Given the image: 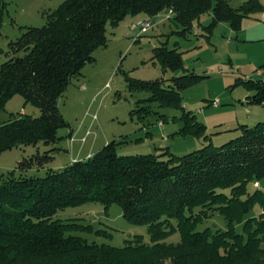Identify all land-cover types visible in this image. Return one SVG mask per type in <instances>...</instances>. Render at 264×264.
<instances>
[{
    "label": "trees",
    "instance_id": "trees-1",
    "mask_svg": "<svg viewBox=\"0 0 264 264\" xmlns=\"http://www.w3.org/2000/svg\"><path fill=\"white\" fill-rule=\"evenodd\" d=\"M230 3L65 0L47 13L46 25L26 27L10 44V58L0 61V112L19 95L40 115L12 114L7 123H0V156L21 146L42 143L53 148L38 151L0 175V264H264V189L255 186L264 181V122L242 125L240 136L220 147L210 144L183 156L168 148L120 155L118 147L125 142L112 141L88 158L49 169L44 177L27 173L44 168L58 150V132L68 126L59 100L84 67L95 62L94 52L108 45V25L116 28L128 16L154 18L172 11L171 20L183 36L196 23L211 35L220 23L238 30L245 18L264 12L260 0H248L239 8ZM207 13L212 21L202 25L200 19ZM154 58L165 69L184 67L177 48L157 47ZM201 78L189 73L169 82L128 80L131 92L151 94L137 102L136 113L151 115L152 103L182 107V92ZM241 84L255 91L253 104L264 105L263 80ZM191 117L183 115L186 125L179 133L204 135L206 126ZM87 203L105 209L119 205L126 221L148 227L151 242L135 236L121 247L90 243L78 232H93L92 226L55 219L59 211ZM256 207L261 212L250 216ZM216 214L226 219V230H198ZM174 234L180 241L166 242Z\"/></svg>",
    "mask_w": 264,
    "mask_h": 264
},
{
    "label": "rangeland",
    "instance_id": "rangeland-1",
    "mask_svg": "<svg viewBox=\"0 0 264 264\" xmlns=\"http://www.w3.org/2000/svg\"><path fill=\"white\" fill-rule=\"evenodd\" d=\"M63 1L0 0V6H4L0 11V61L10 58V44L26 27L46 25L47 13L56 10ZM247 1L231 0L230 4L239 8ZM260 1L264 5V0ZM166 14L163 12L156 18L154 27L145 34L131 29L132 25L140 24L134 23L131 16L116 28L108 25V45L94 52L95 62L84 67L82 75L73 80L59 100L68 126L58 132L60 140L55 145L58 150L52 152L53 159L44 168L34 167L28 175L44 177L49 169L58 170L83 160L112 141L125 142L118 147L120 155L158 153L168 148L172 154L183 156L210 144L220 147L240 136L242 125L253 127L264 122V105L253 104L250 98L255 91L241 84V80L264 78L258 75L259 71H264V12L245 18L238 30L224 22L208 35L196 23L186 36L180 33L182 28L166 19ZM211 21V13L200 19L202 25H209ZM162 45L182 52V69H165L154 58V49ZM189 73L203 78L182 92V107L152 103L151 115L142 117L136 113L137 102L150 98L151 94L131 92L128 80L169 82L173 77ZM22 111L33 117L40 115L37 107L25 104L23 97L17 95L0 112V123H7L12 114L19 115ZM187 113L194 116L192 122L206 126L204 135L179 133L186 125L183 115ZM51 148L41 143L38 147L21 146L3 153L0 175L14 170L19 162L38 151L43 154ZM261 187L264 189V181L256 186ZM249 190H254L253 184L249 185ZM260 212L256 207L250 216H258ZM55 219L92 226L93 232H78L90 243L121 247L135 236L151 242L148 227L126 221L122 208L116 204L108 209L99 203L69 207L59 211ZM208 227L213 231L226 230L227 221L216 214L200 224L198 230ZM240 229L241 226H237V230ZM179 241V234L166 239L168 243Z\"/></svg>",
    "mask_w": 264,
    "mask_h": 264
},
{
    "label": "built area",
    "instance_id": "built-area-1",
    "mask_svg": "<svg viewBox=\"0 0 264 264\" xmlns=\"http://www.w3.org/2000/svg\"><path fill=\"white\" fill-rule=\"evenodd\" d=\"M166 19L171 20L173 18V12L172 11H168L166 14ZM154 27V21L152 19H148V20H144L142 22H140V24L138 25H132L131 29L132 30H136L139 29L141 31V34H145L147 33L151 28ZM198 33V31H197ZM84 88V86H82ZM256 186H259V183L255 184Z\"/></svg>",
    "mask_w": 264,
    "mask_h": 264
},
{
    "label": "crops",
    "instance_id": "crops-1",
    "mask_svg": "<svg viewBox=\"0 0 264 264\" xmlns=\"http://www.w3.org/2000/svg\"><path fill=\"white\" fill-rule=\"evenodd\" d=\"M162 14V13H161ZM160 14V15H161ZM160 15H158V16H156V17H154V18H150L149 16H147V15H144V14H141V15H138V16H134V17H130V18H132L133 20H135V22L134 23H138V22H142V21H144V20H148V19H152L153 21L156 19V18H158ZM139 18V19H138ZM137 19V20H136ZM155 22V21H154ZM198 31V30H197ZM199 33V32H198ZM258 75L259 76H263L264 77V71L263 70H261V71H259L258 72ZM262 80L264 81V78H262ZM22 114H23V111L21 112ZM92 154L93 153H90V154H88L87 155V158L88 157H90V156H92Z\"/></svg>",
    "mask_w": 264,
    "mask_h": 264
}]
</instances>
